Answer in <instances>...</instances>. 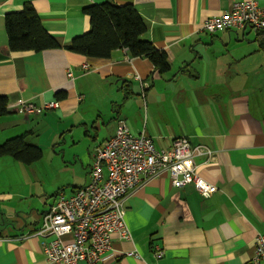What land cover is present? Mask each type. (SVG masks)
Instances as JSON below:
<instances>
[{
    "label": "crops",
    "instance_id": "crops-1",
    "mask_svg": "<svg viewBox=\"0 0 264 264\" xmlns=\"http://www.w3.org/2000/svg\"><path fill=\"white\" fill-rule=\"evenodd\" d=\"M106 1L0 0V95L9 101L0 143L25 135L41 147L42 128L53 123L50 144L86 142L88 153L79 156L84 184L73 193L89 182L96 149L115 135L120 120L134 135L152 137L158 149L178 137L206 145L216 157L196 159L198 174L218 191L204 198L194 185L177 189L168 173L149 180L125 201L132 240L115 238L105 264H264L254 261L255 241L264 236V30L202 32L206 19L248 0H109L133 5L146 20L144 38L168 55L165 74L127 49L101 59L64 48L90 29L84 9ZM27 4L62 48L10 50L5 17ZM58 93L67 96L58 99ZM54 101L59 108L41 114L17 112L25 102L43 107ZM144 105L158 106V132L144 121ZM18 198L19 191L0 192V264H50L46 239L35 231L54 199L27 208L13 206Z\"/></svg>",
    "mask_w": 264,
    "mask_h": 264
},
{
    "label": "built area",
    "instance_id": "built-area-1",
    "mask_svg": "<svg viewBox=\"0 0 264 264\" xmlns=\"http://www.w3.org/2000/svg\"><path fill=\"white\" fill-rule=\"evenodd\" d=\"M247 28L264 30V7L258 0L235 2L231 11L206 19L202 32L214 35ZM68 76L73 79V72L69 71ZM59 106L57 101L43 107L25 102L17 112L41 114ZM94 157L89 182L70 197L63 192L57 194L35 231L36 236L46 239L44 253L50 264H105L113 256L115 238L132 240L126 222L127 197L165 173L177 189L194 185L204 198L218 191L199 176L196 164L198 158L211 162L216 151L206 145H194L188 137L175 138L170 148L158 149L152 137L134 135L126 121L120 120L115 135L96 149ZM67 237L71 240L66 241ZM255 253L254 261L264 262L263 235L255 241ZM154 254L159 258L163 251L155 247Z\"/></svg>",
    "mask_w": 264,
    "mask_h": 264
},
{
    "label": "trees",
    "instance_id": "trees-1",
    "mask_svg": "<svg viewBox=\"0 0 264 264\" xmlns=\"http://www.w3.org/2000/svg\"><path fill=\"white\" fill-rule=\"evenodd\" d=\"M89 17L90 29L64 48L72 53L90 58L106 59L118 49H127L134 58L149 59L157 72L165 74L171 64L165 51L158 49L144 37L149 32L146 20L131 4L117 5L111 1L84 9ZM9 47L12 52H42L62 48L58 40L48 33L40 16L30 4L19 12L5 17ZM66 93H58L63 99ZM8 98L0 95V118L9 113ZM11 157L24 165H32L43 158V150L28 143L27 137L16 136L0 144V160Z\"/></svg>",
    "mask_w": 264,
    "mask_h": 264
},
{
    "label": "rangeland",
    "instance_id": "rangeland-1",
    "mask_svg": "<svg viewBox=\"0 0 264 264\" xmlns=\"http://www.w3.org/2000/svg\"><path fill=\"white\" fill-rule=\"evenodd\" d=\"M143 119L146 123L149 122L150 128L158 132V106L151 105L149 108L144 105ZM51 126V130L42 128L46 135H43L40 141V148L43 150V158L40 161L32 165H24L11 157L0 160V192L19 191L21 198H18L17 203H13L15 207L22 204L23 207L29 208V203H33L43 208L45 202L52 201L56 194L63 192L70 197L74 188L84 184L85 173L79 156L83 152L88 153L87 143L76 139L74 143L64 144L61 138L56 144H50V133L56 129L55 123ZM31 140L34 144L38 142L37 137H32ZM104 170L106 172V169Z\"/></svg>",
    "mask_w": 264,
    "mask_h": 264
}]
</instances>
